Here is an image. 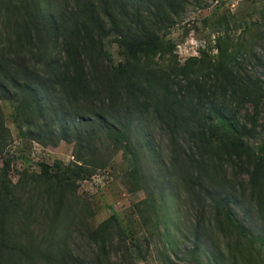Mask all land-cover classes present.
Masks as SVG:
<instances>
[{"label": "trees", "instance_id": "1", "mask_svg": "<svg viewBox=\"0 0 264 264\" xmlns=\"http://www.w3.org/2000/svg\"><path fill=\"white\" fill-rule=\"evenodd\" d=\"M49 2L8 0L5 3L8 25L0 45V102L7 101L12 106L14 120L24 139L41 146H56L60 142L73 145L74 169L68 167L64 172L50 175L49 166L39 165L46 181L55 179L58 184L57 202L62 201L67 188L75 189L76 180L88 177V167L103 168L118 152L131 156L137 164H133L134 170L139 169L138 156L129 152L132 141L138 137L139 147L152 149L137 123L138 115L148 109L165 126L173 144L185 135L193 148L202 153L225 158L237 167L248 163L252 166L251 171L246 169L251 185L262 183L264 144L256 151L248 140L254 139L257 119L264 109V73L257 76L242 73L240 61L245 57L255 60V66L264 71L256 46L251 44L259 36L264 38V31L261 34L247 31L249 43L241 45L240 52L230 53L228 47L220 48L219 60L211 67H163L153 60L173 54L174 44L167 36L173 29L174 18L183 12L188 0H86L82 8L69 12L65 8L52 12ZM105 44L120 49L122 63L101 83L86 71L84 56L91 48L101 50ZM56 93L60 100L54 98ZM247 105L251 114L241 117ZM2 111L0 106V158L3 157L0 264H16L20 257L15 247H8L7 225L18 202L9 187L10 134ZM103 140L109 141L110 149L101 151L107 143ZM106 151L108 155L101 154ZM147 151L156 161L155 154ZM188 158L197 176L193 185L184 182L185 187L188 185L186 194L193 193L196 185L205 196L212 197L210 189L200 180L207 175L205 161ZM141 176L143 181H148L142 172ZM158 192L164 200V188H158ZM150 203L144 211L137 207L144 222L150 219V213L156 214L158 210L154 201ZM213 213L215 223L225 222L250 244L256 242L264 247V237L251 236L237 220L229 196L213 199ZM136 236L134 229L124 226L115 215L110 216L87 234L97 250L92 264H111L110 252L142 257ZM115 239L116 247L112 242ZM22 250L21 257L28 254ZM196 250L192 248L191 254ZM57 253L41 257L48 258L50 264H78L70 253ZM248 255L252 256L251 252Z\"/></svg>", "mask_w": 264, "mask_h": 264}, {"label": "rangeland", "instance_id": "2", "mask_svg": "<svg viewBox=\"0 0 264 264\" xmlns=\"http://www.w3.org/2000/svg\"><path fill=\"white\" fill-rule=\"evenodd\" d=\"M7 1L0 0V45L8 25L4 13ZM85 1L50 0L48 8L52 12L64 8L69 12L82 8ZM263 18L264 0H188L183 12L174 18L173 29L167 36L174 44L173 54L162 60L157 56L153 62L163 67H211L219 60L220 48L228 47L230 53L240 52L239 47L249 43L247 31L261 34ZM251 44L256 46V55L264 63L263 36ZM244 59L240 61L242 73L249 76L264 73L255 66V60ZM84 63L90 76L102 83L109 72L122 63L121 51L110 44H105L101 50L91 48L84 56ZM54 98L60 100L57 93ZM0 106L10 134L9 187L18 202L7 225L8 247H15L20 257L16 264H50V260L41 255L57 252L70 253L78 264H92L97 250L88 241L87 234L113 215L124 226L134 229L142 257L134 254L124 257L120 252H110L111 264H234V261L264 264V247L256 242L250 244L225 222L214 221L213 199L227 195L237 220L249 234L264 237V180L258 186L251 185L246 169L251 171L252 166L248 163L237 167L225 158L202 153L193 148L185 135L179 136L173 144L165 126L148 109L138 115L137 123L152 149L139 147L138 137L132 141L129 152L138 156L141 170H134L131 156L118 152L105 167H88V177L76 180L75 189L67 188L59 203L56 200L58 184L55 179L46 181L39 165L49 166L50 175L64 172L68 167L74 169L73 145L60 142L56 146H41L24 139L10 103L1 101ZM247 114H251L248 105L246 111H241V117ZM254 134V139L248 143L258 151L264 144V109L257 119ZM107 148L110 149L109 141L102 145L101 151ZM147 150L155 154L156 161ZM101 154L108 155L107 151ZM188 157L205 161L207 175L200 180L210 189L211 199L196 185L193 193L186 194L188 185L185 187L184 182L193 185L197 176ZM141 172L148 181L142 180ZM161 187L164 200L158 192ZM151 201L158 210L156 214L150 213V219L144 222L137 207L144 211ZM116 241H112L114 246ZM194 247L197 250L192 255ZM21 250L28 254L21 257Z\"/></svg>", "mask_w": 264, "mask_h": 264}]
</instances>
